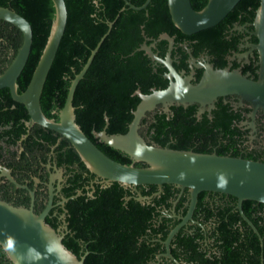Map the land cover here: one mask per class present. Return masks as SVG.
Instances as JSON below:
<instances>
[{"label":"trees","instance_id":"16d2710c","mask_svg":"<svg viewBox=\"0 0 264 264\" xmlns=\"http://www.w3.org/2000/svg\"><path fill=\"white\" fill-rule=\"evenodd\" d=\"M127 1L135 6L144 2ZM206 1L190 0V3L199 10ZM64 2L66 25L41 91V110L46 117L58 120L57 114L65 101L70 80L81 69L100 37L108 31L75 88L72 105L75 122L83 133L108 157L129 164L128 155L103 143L94 132L106 124L108 134L125 133L139 101L134 91L139 89L146 94L152 87H166L162 67L153 70L151 59L142 50H135L145 41L144 37L157 40L159 34L167 33L175 36L176 41L185 40L194 56L205 51L215 67L221 68L226 64L225 55L235 48L237 42L236 35L229 33L231 26L250 23L259 0H240L216 25L191 35L183 34L172 23L166 0H150L140 10L130 8L124 0ZM0 6L16 11L29 22L32 30L30 53L16 80L20 93L25 89L45 44L54 19V7L51 0H0ZM108 22H112L109 29ZM247 28L252 29L250 25ZM228 34L231 40L227 39ZM250 40L256 42L254 37ZM21 42V31L0 20V73L8 66ZM157 46L158 55L163 57L166 41L158 40ZM178 52L182 54L183 64L188 53L180 48ZM254 56L257 60L255 52ZM253 61L242 70V74L256 78L257 67L253 66ZM196 107L197 104L172 105L168 113L156 108L147 113L149 118L141 120L139 133L147 143L161 147L215 152L264 162V143L254 140L249 145L247 131L239 126L248 108L235 109L222 98L214 103L209 115L204 112L197 116ZM260 112L258 120L264 126V115ZM28 121L24 105L13 101L7 88H1L0 141L13 144L26 134L25 122ZM34 128L47 133L44 140L50 146L55 145V153L65 152L66 157L59 158L58 165H75L86 170L89 176L86 181L76 168H67L68 187L64 196L81 191L65 203L67 228L62 243L67 249L78 258L84 255L83 264H174L163 256L157 260L156 254L164 251L160 241L178 221L164 213L170 214L175 199V214L185 213L187 189L178 197V188L163 184L159 195L142 203L134 198L136 192L130 186L124 187L118 182L106 186L93 183V191L87 195L84 185L94 174L84 167L68 140L62 137V142L56 144L58 133L36 124L30 131ZM29 133L26 139L30 138ZM135 165L144 166L141 162ZM156 190V185L152 184L137 186V191L144 196ZM235 203L236 198L231 195L199 193L192 215L197 223L181 227L170 242L174 258L180 264H264V203L245 200L241 205L262 238V247L258 236L235 209ZM45 222L56 226L48 217ZM0 264H10L1 246Z\"/></svg>","mask_w":264,"mask_h":264},{"label":"water","instance_id":"95a60500","mask_svg":"<svg viewBox=\"0 0 264 264\" xmlns=\"http://www.w3.org/2000/svg\"><path fill=\"white\" fill-rule=\"evenodd\" d=\"M51 1L54 7V19L31 77L20 93L17 92L16 80L30 53L32 30L24 17L11 8L0 6V20L11 23L22 34L20 47L8 66L0 73V89L7 88L12 100L24 105L29 116V124L52 130L67 139L90 173L101 178L105 184L118 182L124 187L130 186L136 192L134 198L139 202H148L152 197L159 195L163 184H172L178 188V197L184 189H187L186 210L183 215L175 214L174 206L177 199L172 201V213L168 216L175 217L178 221L169 229L165 239L161 240L164 252L156 255L157 260L163 256L174 264H180L170 252V242L181 227L189 223H197L192 219V215L201 192L234 196L235 209L258 236L262 247V238L244 214L241 205L245 200L264 203L263 161L219 155L215 152L201 153L161 147L155 143H147L139 133V129L141 120L157 106H160L164 113H168L172 105L186 107L197 104L199 116L204 112H210L218 98L228 95L238 98V106L244 102L249 105L251 109L248 113L251 119L249 126L254 129L258 110L264 115V0H259L253 19L247 24L252 27L251 30H247L249 36L256 39V42L247 44L252 56L254 52L257 56L256 78L247 77L237 69L213 68L209 64H203L201 77L197 82L192 83L191 76L178 74L171 64L172 37L167 33L158 35V40L168 42V52L164 59L152 50L153 40L147 44L146 40L150 39L144 37L145 41L135 50H142L151 60L166 66L168 72L164 76L168 79V84L161 89L151 88L146 94L139 89L134 91L139 101L132 111V119L125 133L108 134L105 130L106 124L103 129L94 132L95 137L103 143L128 155L131 160L129 164H122L108 157L83 133L75 122L72 105L75 88L108 31L100 37L95 47L90 50L81 69L70 80L65 101L57 114L58 120L46 117L41 110V91L67 20L64 0ZM149 1L144 0L141 5L135 6L124 0L127 6L136 10L144 9ZM239 1L207 0L199 10L192 7L190 0H166V3L175 27L183 34L191 35L216 25ZM107 25L109 29L112 22H108ZM190 60L193 61V58ZM105 120L107 123V117ZM138 149L141 150L140 155H137ZM137 162L143 163L144 166H136ZM4 172L7 174L8 171ZM8 178L12 180L10 176ZM224 181L227 182L226 186L221 187ZM145 184L156 185L157 190L151 195H141L137 191V186ZM49 187L50 190L53 188L51 184ZM29 193L33 200V191L29 190ZM79 194L80 192L77 191L69 198ZM67 199L64 198L63 201ZM51 200L52 194L46 207L40 213H35L32 206L28 208L15 206L0 199V246L10 260V264H83L84 255L78 258L67 249L62 243L63 235L45 222V217L52 206Z\"/></svg>","mask_w":264,"mask_h":264},{"label":"flooded vegetation","instance_id":"af4514ba","mask_svg":"<svg viewBox=\"0 0 264 264\" xmlns=\"http://www.w3.org/2000/svg\"><path fill=\"white\" fill-rule=\"evenodd\" d=\"M247 30H249L247 28V23L241 25L234 23L231 26L229 33L236 35L237 42L235 44V48L230 49L229 52L225 55L226 64L221 68L228 67L230 70L237 69L242 73V70L251 64V60H254L253 66H256L257 60L254 59V53L252 56V54L249 52V48L247 47V44L252 42L250 39L253 36H249ZM230 34H228L227 39L231 40L232 37L229 36ZM170 37H172L173 39L172 49L170 51L171 64L178 74H181L182 76H191V82L195 83L202 75L203 68L201 66L203 64H209L213 68H218L215 67V63L207 52L200 51L194 56L191 53L190 48L187 46L185 40L178 39V41H176L175 36ZM151 40L152 39L149 40V43H151ZM157 42L158 39L153 40L154 46L152 47V50L154 51V49H156V51L154 52L158 55ZM179 48L185 53H188V56L187 58H185V62L183 61V64L181 59L182 54L178 52ZM167 52L168 42L166 41V48L163 57L159 55L158 56L164 59ZM190 58H193V61H191ZM151 61L153 70L156 71L158 67H162V75L165 78L164 75L168 72L166 66L154 60ZM256 70L257 68L255 69V72ZM222 99L224 102H229L230 104H232L235 109L238 107L249 109L248 111L244 112V119L239 122V126L243 130L247 131V143L249 145H251L254 140H257L258 142L263 144L264 140H262V137L264 135V126H261L262 122L258 120V113L260 110H258L256 114L254 120V129H252L249 126V122L251 121V119L248 117V113L251 110L249 105L244 102L241 106H238V98L232 95L225 96ZM156 108L161 109L160 106H157ZM155 109H153L152 111H154ZM206 113L208 114L209 112ZM260 113L262 114V112ZM145 118H149V116L146 115ZM25 126L27 128L26 134L20 136V138H18L13 144L0 141V199L15 206H23L27 208L32 206L34 212L37 211V213H40L46 207L50 198V194H52V206L46 217L52 220L56 225L53 228L58 230V232L64 236L67 228L64 221V211L66 210L65 203L67 201H63V199L69 198L64 196V190L66 187H68L67 168L71 167V170H75L74 168H76V170L84 176L86 181L89 176L86 170L80 169L75 165L71 164L68 165V167L66 164L58 165L57 160H59V158L64 159L66 157L65 152L60 153L59 155L58 153H55V145L50 146L44 140L45 137H47L46 132L37 131L35 130V128L30 131V129L34 125H30L29 121L25 122ZM28 133L30 135V138L26 139ZM60 142H62L61 135L57 137L56 144ZM4 171H8V175ZM8 176H10L13 181L10 180ZM93 183H99L101 186L108 185L105 184L101 178L93 176L90 180H88V183H85L84 185L87 195H91L93 191ZM50 184L53 186L51 190L49 187ZM29 190L33 191V200H31ZM78 191L81 194V191ZM171 210L172 207L170 208V214L172 213ZM164 215L168 216V214L165 213ZM163 252L157 254H161Z\"/></svg>","mask_w":264,"mask_h":264},{"label":"clouds","instance_id":"9594fccd","mask_svg":"<svg viewBox=\"0 0 264 264\" xmlns=\"http://www.w3.org/2000/svg\"><path fill=\"white\" fill-rule=\"evenodd\" d=\"M141 154V150L140 149H138V151H137V155H140ZM226 181H224V183L221 185V187H224V186H226Z\"/></svg>","mask_w":264,"mask_h":264}]
</instances>
